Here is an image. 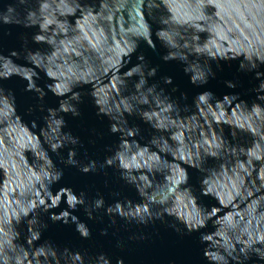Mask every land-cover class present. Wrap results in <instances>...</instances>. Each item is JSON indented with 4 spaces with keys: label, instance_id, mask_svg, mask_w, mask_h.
Segmentation results:
<instances>
[{
    "label": "water",
    "instance_id": "95a60500",
    "mask_svg": "<svg viewBox=\"0 0 264 264\" xmlns=\"http://www.w3.org/2000/svg\"><path fill=\"white\" fill-rule=\"evenodd\" d=\"M15 2H0V16L10 17L12 14L7 13L6 5ZM41 2L48 4L43 12L40 11ZM26 7L36 11L39 22L32 28H24L0 21V53L19 52L20 58L14 57V62L37 73L36 84L45 91V96L39 100L36 93L25 91L27 81L18 76L0 80L5 93L11 90L14 95L17 115L21 117L19 122L11 115L5 117L0 106V241L7 239L15 245L14 253L9 251L8 245H5V252L20 257V264H34L36 245L49 240L61 249L67 246L70 250H87L91 256L104 252L113 264L117 257H122L125 264H208L203 257L206 247L209 252L219 251L225 255L228 264H235L224 252L226 244H232L238 251L243 246L237 243L238 238L246 241L249 233L253 240L257 234L264 236V104H259L258 110L253 112L251 103L256 93L251 89L258 81L254 72L238 70L239 63L243 62L246 68L256 63L260 66L258 70L264 72V64H261L264 60V0H28ZM198 15L205 18L196 19ZM45 18L52 21L46 29L40 26ZM141 18L150 32L152 30L155 48L136 35ZM162 20L168 22L164 24ZM156 30L167 32L177 45L172 50L186 56L193 67L208 60L215 76L209 77L204 85L190 83L180 61L162 60L167 50L161 44L167 41L156 36ZM36 31L45 36L38 43L31 40ZM21 36L27 38V48L37 55L39 65L23 59ZM185 43L188 48L183 47ZM134 44L137 48L127 65L128 49ZM196 47L206 51H189ZM208 53L218 61L210 60ZM139 54H143L149 67L156 68V74L147 78V85L156 84L157 91L163 89L168 100L143 90L137 93L133 88L137 77L128 78L125 73L128 67L139 63L136 59ZM221 56L228 60H219ZM49 71L51 76L47 74ZM164 77H171L172 83L165 84ZM225 81H233L236 87H226ZM45 85L53 91L61 85L65 97L73 92L81 95L76 104L79 116L61 113L65 120L62 131L79 138L75 157L78 161L102 162L113 154L119 143L120 134L109 132L108 117L97 115L100 107H111L113 114L119 110L129 127L139 129L135 137H126L130 145L126 162L147 147L143 159L136 155V163L141 167L132 169L134 174H144L148 178V186L141 197L134 187L120 179L116 168L81 173L76 167L61 163V157L67 156V148L59 149V154L49 150L54 164L63 171L61 179L50 186L53 196L60 187H71L76 194L83 190L87 197L95 196L98 191L104 196L106 205L125 198L137 203L131 211L145 205L151 208L155 204L167 208L182 222L195 211L202 219V227L181 235L160 220L144 226L116 217V224L110 225V218L103 214V209L94 213L101 219L89 220L82 207L77 206L73 214L89 227L88 239L79 236L74 224L52 222L48 213L40 215L47 228L41 231L40 239L33 243L31 250L25 242L26 223L23 220L17 225L18 240L13 238L9 225H15L22 207L26 208L29 201L36 204L39 199L50 203L45 196L50 189L39 171L42 163L39 147H31L36 143L35 131L44 125L42 117L47 114L46 109L58 107L62 98L51 93ZM205 90L221 99L219 108L212 98L199 104L193 102V98ZM225 94H237L238 99L225 103L222 101ZM145 97L147 104L143 103ZM41 104L44 112L39 110ZM129 104L141 112H148L153 123L163 127L154 129L135 112L127 114L125 105ZM29 107L31 113L27 111ZM33 120L37 123L35 130L30 126ZM44 131L47 133L48 129ZM213 136L216 144L221 145L219 149L212 143ZM133 139L135 146H132ZM151 139L156 143H149ZM164 141L167 147L160 151ZM153 153L158 161L149 160ZM197 153L200 168L186 166L188 156L195 159ZM146 165H151V171ZM172 165L187 171V184L183 181L173 183ZM190 191L194 200L189 199ZM112 192H119L120 196L114 197ZM64 200L66 195L62 194L60 206L49 211L58 213L66 208ZM126 210L122 207V211ZM164 219L173 222L167 215ZM102 228H107V235H100ZM201 233L210 237L204 244L199 240ZM140 235L145 238L130 239ZM118 241L122 247L116 246ZM37 259L42 264L43 258ZM209 264L222 262L209 261ZM244 264H264V261H257L252 255Z\"/></svg>",
    "mask_w": 264,
    "mask_h": 264
},
{
    "label": "clouds",
    "instance_id": "9594fccd",
    "mask_svg": "<svg viewBox=\"0 0 264 264\" xmlns=\"http://www.w3.org/2000/svg\"><path fill=\"white\" fill-rule=\"evenodd\" d=\"M0 2H3V0H0ZM27 2L28 0H16L14 4L6 5L7 13L12 15L10 17L7 14L2 15L0 16V21H3L4 24H14L20 25L24 28H32L33 25H36L39 22V17L36 15L35 10L26 7ZM47 8L48 4L46 2H41L40 11L43 12L44 9ZM68 11L72 10L68 9ZM195 18L204 19L205 17L198 15ZM167 22V20L161 21V23L164 24ZM50 23H52V21L45 18L40 26L41 28L46 29L47 25ZM60 27L61 30H64L63 25H60ZM151 33L152 30L150 32L148 24L144 23L143 18H141L140 29L136 32V35L142 37V40L145 41L149 47L155 48L153 39L151 38ZM155 35L167 41V44H161L162 47L167 50L166 54L161 57L162 60L165 62L169 60L180 61L183 64V72L189 76L190 83L197 86L204 85L207 84L209 77L215 76V73L213 72L208 60H206L203 65L197 64L195 67H193L188 62L186 56L178 55L177 52L172 50L175 49L177 45L173 43L167 32L163 30H156ZM44 39L45 36L37 31L31 36V40L34 43H38ZM21 40L23 41L22 47L24 48L23 59L27 63L32 62L39 65L40 62L37 59V55L33 50L27 48V38L21 36ZM183 47L188 48L189 46L187 43H185ZM136 48L137 45L134 44L128 49L129 55L126 62L127 65L130 62L131 54L136 51ZM193 50L197 53L206 51V49H202L200 47L189 49L190 52ZM208 56L211 58L210 60L218 61L216 57L211 55V53H208ZM14 57L17 59L20 58V53L16 50H11L8 55L0 53V69H3L0 71V80L7 79L13 75L18 76L27 81L24 90L36 93L37 98L42 100L45 96V91L36 84V79H39V76L36 72L26 70L25 65L15 63L13 60ZM136 59L139 61V63L128 67L125 73L128 78L133 76L137 77V80L133 84L135 91L139 93L141 90H143L149 95L156 94L157 96H163L165 100H168L169 98L168 96L164 95L163 89L157 91L156 84L147 85V78L153 77L156 74V68L149 67L144 62L145 58L143 54L137 55ZM219 60H228V58L221 56ZM261 64H264V60H261ZM217 67H219L218 64ZM259 68L260 66H258L256 63H250V65L246 68L243 62L239 63L238 67V70L254 72V78L258 81L257 85L251 89V91L256 93V98L251 103L253 112L258 110L259 104H264V72L259 71ZM47 74L49 76L52 75L50 71ZM163 82L165 84H171V77H164ZM225 85L230 89L236 87V84L233 81H225ZM45 87L55 96L62 98L59 100L58 107H49L46 109L47 114L42 117L44 125L39 128L38 132L35 131L37 135L34 136L33 139L36 140V143L31 144V147L33 149L39 147V156L42 160L39 171L42 174L44 181L47 182L48 188L50 189L49 191L45 192V196L50 201V203H46L45 199H39L38 203L36 204H33L29 201L26 208L22 207L20 209V215L16 217L15 225H9V229L12 231L13 238L18 240L20 232L17 230V225H19L23 220L26 223L25 242L31 250L33 243L40 239L41 231L47 228V224L40 219V215L41 213H48V219H50L52 222L61 221L64 224H74V230L79 234V236L82 239H88L91 235L89 227L85 222L79 220V218L73 214V212L77 209V206L82 207L85 216L89 220L101 219V216H94V213H97L99 210L103 209V214L110 218V225L116 224V217H119L120 219L130 223L135 222L138 225L144 226H147L149 223L154 222L155 220H160L162 223H167L168 227L172 228L173 231H176L181 235L198 231L199 227H202V219L200 218L199 213H196L195 211L190 218H187L186 221L182 222L175 219L168 212L167 208L163 206H156L155 204H153L151 208L145 205L142 207H136L135 211H131V207L137 203L125 198L123 200L117 199L113 203L106 205L104 196L98 191L96 192L95 196L87 197L85 191L83 190H81L79 194H76L71 187H60L55 191V195L53 196V191L51 190L50 186L61 179L63 171L56 167L52 158L49 156V150L52 153L59 154V149L67 148V156L66 158L61 157V163L65 164L66 166L76 167L81 173L87 174L89 172H96L97 170H103L106 167L116 168L119 171L120 179L123 180L125 184L134 187L141 197L144 194V188L148 186V178L144 174H134L132 169H139L141 167L139 163H136V155H139L141 159H143V153L147 151V147H145L143 151H138L136 155H132L130 162H126L125 156L130 151V145L126 137H135L139 129L136 127H129L125 115L120 113L119 110H117L116 114H113V109L111 107H100L98 108L97 115L103 114L104 116L108 117L109 132L120 134L119 143L116 146L113 154L106 156L102 162H98L94 159H88L87 163L78 161L75 159V157L76 146L80 143L79 138L73 136L71 132L62 131V129L65 127V120L61 113H70L73 117L79 116L80 113L76 104L80 101L81 95L79 92H73L71 96L65 97L61 91V85H57L55 91L51 90L47 85H45ZM66 91L67 89L65 88L64 92ZM206 98L215 99L217 108L221 106V99L215 98L214 94L207 90L198 93L193 98V102L199 104L200 102H205ZM237 99V94H225L222 97V101L225 103H230L231 101ZM72 101H74V103ZM257 101L261 103H258ZM143 103H148L147 97H145ZM0 106H2V109L4 110L2 114L5 117L11 115L16 119V121H21V117L17 115L15 97L11 90H9L6 94L5 89L0 87ZM169 106H171V104ZM38 107L41 112L45 111L42 104L38 105ZM27 111L31 113L32 108L29 107ZM125 111L129 115L135 112L143 121L150 124V126L154 129L163 127V125L159 123H153L152 116H150L148 112H141L130 104L125 105ZM221 115H223V113H221ZM53 125H55V127H53ZM30 126L33 130L37 129L36 121H31ZM45 128L48 129L47 133L44 131ZM206 142L207 141H205V143ZM149 143L155 144L156 140L151 139ZM212 143L218 149L221 147L220 144H216L215 136L212 138ZM44 145H47V148H45ZM135 145L136 141L133 139L132 146ZM166 147L167 141H164L160 151H164ZM205 151L209 152V149H205ZM210 154L213 156L216 155L215 152H211ZM153 159L157 161L159 160L155 153L149 157V160ZM181 159H183V154H181ZM200 163V156L199 153H197L195 159H193L192 155L188 156L186 166L199 169ZM146 166L148 167L149 171H151V165ZM171 170L173 174V183L179 184L181 181H183L187 184V171L182 170L178 165H172ZM203 183H207V181H204ZM202 191L203 189L201 188V192ZM208 191L210 192L211 188H209ZM62 194L66 195V200H64V203L67 205V207L60 210L58 213L50 212V209H55L60 206ZM188 194L190 200L195 199V197L192 195V191H190ZM111 195L118 197L120 196V193L112 192ZM142 203L143 202L141 201L140 204ZM122 207L127 210L122 211ZM214 212L215 209H213V213ZM166 215L172 217L173 222L165 221L164 218ZM100 235H107V228H102L100 230ZM144 238L145 237L143 235H140L139 237H130V239ZM209 238L210 237H206L202 233L199 236V240L202 244H204L203 242ZM237 243L243 245L238 251L236 247L230 243L226 244L224 247V252L226 253L227 257L235 262V264H244V262L249 260L252 255H255L257 261H264V236L257 234L255 240H253L251 233H249L248 239L246 241L240 240L238 238ZM5 245H8L9 251L13 253L15 251V245H12L9 240L5 239L0 241V264H20V257L16 255H9L5 252ZM116 246L122 247L119 241L117 242ZM33 255L34 264H41V261L37 259L38 257L43 258L42 264H113L112 259L104 252H98L94 256H91L88 254L87 250H70L67 246L61 249L49 240H45L43 243L36 245ZM203 257L206 259L208 264L209 261L228 264V259H226L225 255L221 254L219 251L209 252L206 247L203 248ZM24 259H27V257H24ZM115 264H125L124 259L122 257H117L115 259Z\"/></svg>",
    "mask_w": 264,
    "mask_h": 264
}]
</instances>
